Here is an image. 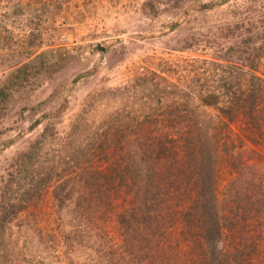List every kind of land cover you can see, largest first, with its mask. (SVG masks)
I'll return each mask as SVG.
<instances>
[{
  "label": "trees",
  "instance_id": "16d2710c",
  "mask_svg": "<svg viewBox=\"0 0 264 264\" xmlns=\"http://www.w3.org/2000/svg\"><path fill=\"white\" fill-rule=\"evenodd\" d=\"M260 21H239L237 40L204 61L207 72L193 63L191 83H173L167 68L143 69L133 84L101 93L102 100L110 96L131 107L123 117L106 118V130H82L78 117L65 151L50 163L36 151L20 155L1 188L0 249L12 247L14 222L55 187L60 208L72 203L75 217L89 215L83 227L121 209L124 264H264V157L258 151L264 147V17ZM171 90L177 97L167 96ZM219 162L231 176L222 195ZM0 264L14 259L0 253Z\"/></svg>",
  "mask_w": 264,
  "mask_h": 264
},
{
  "label": "rangeland",
  "instance_id": "374dc122",
  "mask_svg": "<svg viewBox=\"0 0 264 264\" xmlns=\"http://www.w3.org/2000/svg\"><path fill=\"white\" fill-rule=\"evenodd\" d=\"M222 1L0 0V194L20 155L36 151L50 163L65 151L78 117L82 130H106V118L123 117L131 107L110 96L102 100L101 93L133 84L143 69L167 68L173 83H191L196 66L207 72L204 61L219 58L237 40L239 21L262 26L264 0ZM170 92L169 98L177 97ZM258 151L264 157V147ZM228 170L219 162L220 195L231 178ZM55 194L52 187L14 222L8 232L12 247L0 249L3 259L124 264L116 220L121 209L83 227L89 215L75 217L72 203L60 208ZM26 216L32 220L25 222Z\"/></svg>",
  "mask_w": 264,
  "mask_h": 264
}]
</instances>
